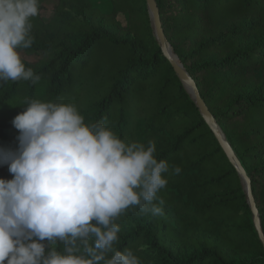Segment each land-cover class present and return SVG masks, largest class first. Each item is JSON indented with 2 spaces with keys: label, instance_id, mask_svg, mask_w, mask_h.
<instances>
[{
  "label": "trees",
  "instance_id": "16d2710c",
  "mask_svg": "<svg viewBox=\"0 0 264 264\" xmlns=\"http://www.w3.org/2000/svg\"><path fill=\"white\" fill-rule=\"evenodd\" d=\"M46 1L31 18L33 45L19 50L39 57H22L39 81L0 86V146L17 147L11 122L28 100L74 104L86 124L154 141L169 164L164 214L125 210L116 250L141 264H264L241 176L164 56L146 0H106L110 12L96 0H53L49 20ZM156 2L166 40L250 179L264 232V0Z\"/></svg>",
  "mask_w": 264,
  "mask_h": 264
},
{
  "label": "clouds",
  "instance_id": "9594fccd",
  "mask_svg": "<svg viewBox=\"0 0 264 264\" xmlns=\"http://www.w3.org/2000/svg\"><path fill=\"white\" fill-rule=\"evenodd\" d=\"M39 12L40 0H0V86L39 81L19 51L33 45ZM26 103L11 122L17 147L0 146V166L13 176L0 178V264H141L115 249V221L132 206L164 214L158 193L169 164L154 155L155 142H126L103 122L86 124L71 103Z\"/></svg>",
  "mask_w": 264,
  "mask_h": 264
},
{
  "label": "water",
  "instance_id": "95a60500",
  "mask_svg": "<svg viewBox=\"0 0 264 264\" xmlns=\"http://www.w3.org/2000/svg\"><path fill=\"white\" fill-rule=\"evenodd\" d=\"M147 4V9L150 15V18L153 22V27H154V35L155 38L157 39L159 46L162 49V52L164 53V56L168 59L170 64L172 65L175 73L177 74L178 78L182 82L183 86L185 87L186 91L192 98V100L195 102L197 107L200 110V113L206 120V122L209 124L211 130L217 137L218 141L220 142L222 148L224 149L226 155L232 162V164L236 167L239 175L241 176L242 182L244 184V189L245 193L247 196V200L250 206V209L253 214V223L255 230L258 234V237L261 241V243L264 246V232H263V227L262 223L258 214V210L256 208V204L252 195L251 191V186H250V179L248 175L246 174L245 170L243 169L240 161L237 159V157L234 154L233 149L229 145L224 133L222 132L221 128L217 124L216 120L210 113L209 109L207 108L205 102L200 96V93L198 91V88L193 81V79L190 77L188 72L184 69L183 64L181 63L180 59L178 56L175 54L172 46L168 43L166 40V37L164 35L161 19H160V13H159V8L157 5L156 0H146ZM170 52L175 56L176 59L172 57Z\"/></svg>",
  "mask_w": 264,
  "mask_h": 264
},
{
  "label": "rangeland",
  "instance_id": "374dc122",
  "mask_svg": "<svg viewBox=\"0 0 264 264\" xmlns=\"http://www.w3.org/2000/svg\"><path fill=\"white\" fill-rule=\"evenodd\" d=\"M95 4L103 12H110L111 11V4L109 2H107L106 0H96ZM44 5H45V8H44V11H42V13H44V18L46 20H49V18L51 17V15L53 13L52 9H53V6H54V2H53V0H49V1H46L44 3ZM71 15L72 16L73 15L77 16V14H75V13L74 14H67L66 16L70 17ZM152 26H153V22H152ZM20 55H21V57H23V58H25V59H27L29 61H33V60H36L37 58H39L37 56L25 57V55L23 53H21ZM0 171H1V169H0Z\"/></svg>",
  "mask_w": 264,
  "mask_h": 264
},
{
  "label": "bare ground",
  "instance_id": "6f19581e",
  "mask_svg": "<svg viewBox=\"0 0 264 264\" xmlns=\"http://www.w3.org/2000/svg\"><path fill=\"white\" fill-rule=\"evenodd\" d=\"M170 54L172 55V57H173L174 59H176L175 56H174L171 52H170Z\"/></svg>",
  "mask_w": 264,
  "mask_h": 264
}]
</instances>
